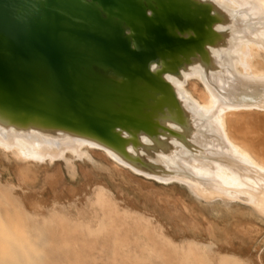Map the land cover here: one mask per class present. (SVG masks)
<instances>
[{"label":"water","instance_id":"95a60500","mask_svg":"<svg viewBox=\"0 0 264 264\" xmlns=\"http://www.w3.org/2000/svg\"><path fill=\"white\" fill-rule=\"evenodd\" d=\"M230 22L213 0H0V127L86 140L141 174L194 181L174 164L198 152L201 129L169 76L219 72Z\"/></svg>","mask_w":264,"mask_h":264},{"label":"rangeland","instance_id":"374dc122","mask_svg":"<svg viewBox=\"0 0 264 264\" xmlns=\"http://www.w3.org/2000/svg\"><path fill=\"white\" fill-rule=\"evenodd\" d=\"M192 82L205 89L195 78L186 86ZM7 153L0 152V193L6 195L0 216L7 220L8 209H15L12 214L21 218L8 217L23 219L25 226V233L15 235L26 237L20 247L0 243V252L7 248L0 254L4 264L8 254L13 264L35 258L34 264H264V222L243 213L245 208L217 210L193 196L188 185L138 174L95 146H89V157L73 159L74 176L59 157L18 162Z\"/></svg>","mask_w":264,"mask_h":264},{"label":"bare ground","instance_id":"6f19581e","mask_svg":"<svg viewBox=\"0 0 264 264\" xmlns=\"http://www.w3.org/2000/svg\"><path fill=\"white\" fill-rule=\"evenodd\" d=\"M213 1L224 8L231 19L226 48L221 54L218 53L219 72L206 78L202 69L195 67L191 72L184 73L183 80L169 76L184 106L193 113L201 129L200 133L194 136L198 152L191 154L183 150L180 153L181 157L178 158V164H173L175 168L195 174L196 180L162 179L141 174L120 162L109 150L86 140L76 138L55 140L38 133H16L1 127L0 152L13 153L12 158L17 159L18 162L25 160L35 163L37 160L59 157L64 160L65 167L74 176L76 169L73 159L77 155L82 158L89 157V146H95L106 150L114 161L131 168L138 174L162 182H178L188 185L193 196L204 203L215 205L217 210L223 207L227 213H232L236 208H245L246 211L243 213L250 214L264 222V0ZM192 78L201 80L205 89L202 91L197 89L196 82H192L191 87L188 88L186 83ZM249 91L260 92L261 102L257 104L230 102L231 97L234 98L242 92ZM98 185L102 191L109 192L104 185ZM0 198L6 199V195L0 193ZM6 201H8L6 205L11 204L9 200ZM87 201H89V196ZM1 203L4 204V201ZM9 209L7 212L10 215L2 211L8 216L15 215L21 218L20 214H16L15 209L12 211V213L16 212L15 214L10 213ZM135 212L143 214L138 210ZM2 215L6 217V214ZM8 216L5 218L7 220L0 216V233H3V236H0V243L11 246L15 242H20L17 244L20 247L21 243H25L23 237H26V234L20 240V235H15V232L25 229L24 221L16 217L10 220L13 218ZM20 232L19 234L22 235L23 232ZM16 239L17 241H14ZM195 239L196 243L208 246L207 242ZM27 244L26 246L29 247L25 248L32 247L30 243ZM4 249L1 248V251L4 252ZM13 249L10 248L11 252ZM15 249L13 251L16 254ZM29 250L32 251L28 249L27 254ZM25 251L26 249L19 252L25 253ZM32 253L28 254L31 258L35 254ZM6 256H10L11 263L9 261L8 264H13L11 254ZM21 256L23 257L24 254ZM21 256L19 258L22 259ZM4 257L0 260L3 261ZM15 257L18 256L15 255ZM35 259L32 263L38 260ZM18 260H15L14 264L24 262ZM160 262L156 260L149 264H161Z\"/></svg>","mask_w":264,"mask_h":264}]
</instances>
